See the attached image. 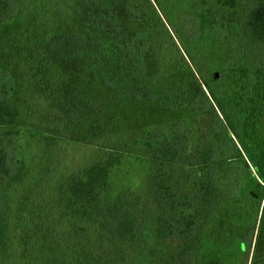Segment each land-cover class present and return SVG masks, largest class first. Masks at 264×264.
Masks as SVG:
<instances>
[{
	"label": "rangeland",
	"instance_id": "rangeland-1",
	"mask_svg": "<svg viewBox=\"0 0 264 264\" xmlns=\"http://www.w3.org/2000/svg\"><path fill=\"white\" fill-rule=\"evenodd\" d=\"M17 2L18 17L0 28V53L11 61L17 81L15 100L22 108L16 125L0 127V136L11 131L21 139L9 152L14 165L8 181L0 187V264H51L47 243L51 235H63L67 241L83 238L92 254L109 242L64 194L66 182L114 151L115 143L124 144L142 127L172 115L155 104L141 102L126 113L120 112L118 128L113 126V113L85 106L82 96L96 98L99 94L96 79L84 83L75 60H57L48 50L53 38L71 28L87 32L83 15L77 11L81 0ZM152 2L221 115L223 127L215 132L220 155L213 165L217 184L226 189L236 178L229 164L236 162L242 167L238 177L245 202L233 199L220 208L203 232V253L196 264H264V127L255 126L258 119L250 96L257 76L251 81L243 64L245 54L223 38V34L238 35L239 19L249 0H238L235 8L219 5L216 0ZM224 16L227 20L222 32L216 23ZM150 62L155 65L156 59ZM255 89L254 95L263 97L264 83L256 84ZM179 116L192 127V155L211 131V113L191 109ZM231 138L238 151H234ZM121 146L126 155L113 169V194L130 190L141 197L140 206L135 208L141 227L137 240L146 244L145 252L134 244H123L126 264H154L163 253L161 248H152L150 237L145 235L155 215L145 168L130 154L131 147ZM252 228L254 237L248 250L242 243ZM178 244L177 240L167 243L163 252Z\"/></svg>",
	"mask_w": 264,
	"mask_h": 264
},
{
	"label": "trees",
	"instance_id": "trees-1",
	"mask_svg": "<svg viewBox=\"0 0 264 264\" xmlns=\"http://www.w3.org/2000/svg\"><path fill=\"white\" fill-rule=\"evenodd\" d=\"M216 3L235 8L238 0H216ZM249 3L239 19L238 35L223 34V38L233 49L245 54V69L251 81L257 76L258 84L264 83V0ZM77 11L83 15L87 32L71 28L53 38L48 50L57 60H75L84 83L96 79L99 94L96 98L82 96L84 105L98 109L99 113H113L112 123L118 128L120 112L126 113L141 102L155 104L172 116L142 127L132 139L123 140L124 144L115 143L114 151L66 182L64 194L109 242L92 254L83 238L67 241L63 235H51L47 239L51 264H126L125 243L146 251V244L137 240L141 227L135 208L140 206L141 197L130 190L113 194L112 172L126 155L121 145L131 147L130 154L145 168L155 211L145 235L150 237L152 248H161L163 253L156 263L196 264L203 253V232L216 219L220 208L233 199L245 202L241 199L239 164L228 165L237 174L228 188H221L214 177L213 165L220 155L215 132L223 127L221 115L176 47L152 0H81ZM19 13L17 0H0V28L13 23ZM122 17L126 19L122 21ZM226 18L216 23L222 32ZM150 59H156V64ZM200 77L203 79V74ZM254 84L250 96L253 95L258 119L255 126L261 128L264 95H254ZM16 88L11 61L0 53V127L16 125L22 117V108L15 100ZM191 109L211 113V131L192 155L189 153L192 127L179 116ZM118 131L121 133L122 129ZM19 141L11 131L0 136V187L11 174L14 158L10 161L9 152ZM232 145L238 151L237 143ZM253 237L254 228L244 237L242 247L249 250ZM176 240L179 244L175 249L164 253V246Z\"/></svg>",
	"mask_w": 264,
	"mask_h": 264
}]
</instances>
